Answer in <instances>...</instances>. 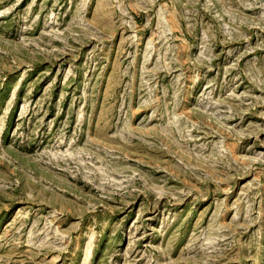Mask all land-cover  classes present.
Here are the masks:
<instances>
[{
	"label": "rangeland",
	"instance_id": "374dc122",
	"mask_svg": "<svg viewBox=\"0 0 264 264\" xmlns=\"http://www.w3.org/2000/svg\"><path fill=\"white\" fill-rule=\"evenodd\" d=\"M0 264H264V0H0Z\"/></svg>",
	"mask_w": 264,
	"mask_h": 264
}]
</instances>
